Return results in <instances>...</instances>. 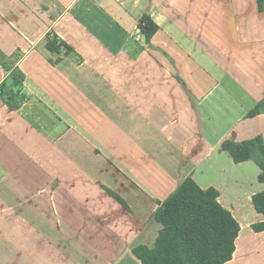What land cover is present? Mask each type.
<instances>
[{"label":"crops","instance_id":"obj_1","mask_svg":"<svg viewBox=\"0 0 264 264\" xmlns=\"http://www.w3.org/2000/svg\"><path fill=\"white\" fill-rule=\"evenodd\" d=\"M143 16L159 27L148 42ZM51 30L68 46L49 50ZM84 30L101 52L143 47L166 76L147 79L148 92L142 79L133 92L111 84L75 44ZM0 36L1 52L19 39L23 54L26 102L0 101V211L14 214L20 190L24 260L141 264L133 251L154 246L159 204L190 177L239 223L225 264H264V230L252 228L264 221L252 200L261 169L221 147L264 142V0H0ZM112 130L118 143L107 142ZM115 143L119 154L104 152Z\"/></svg>","mask_w":264,"mask_h":264},{"label":"trees","instance_id":"obj_2","mask_svg":"<svg viewBox=\"0 0 264 264\" xmlns=\"http://www.w3.org/2000/svg\"><path fill=\"white\" fill-rule=\"evenodd\" d=\"M139 28L146 42L159 29L147 16L142 17ZM59 46L46 47L55 51ZM1 66L6 74L0 84V100L10 110H17L25 101L22 92L25 75L6 60ZM221 147L235 162L255 160L261 169L258 179L264 182V142L260 138L242 143L225 140ZM252 200L255 210L264 216V192L255 194ZM154 217L162 225L154 246L150 249L139 246L133 251L141 264H225L232 258L240 226L219 203L213 187L201 189L192 178H186L159 204ZM252 228L264 230V221Z\"/></svg>","mask_w":264,"mask_h":264},{"label":"rangeland","instance_id":"obj_3","mask_svg":"<svg viewBox=\"0 0 264 264\" xmlns=\"http://www.w3.org/2000/svg\"><path fill=\"white\" fill-rule=\"evenodd\" d=\"M45 36H46L45 37L46 46L47 45L56 46L57 44L60 46H65V47L68 46L66 42L60 39L55 34V32L52 30L49 31ZM78 39L80 42L78 43L76 41L75 44L81 48L80 52H83L84 54L94 55L93 60H94L95 66H97V71L104 78H106V81L109 80L111 84L120 86V88L123 87L122 89H124L125 91H129L130 89H132V91H129V92H133V89L137 91L136 88L139 87L138 80L142 79L141 89L145 92H148L150 88L146 84L147 79H149L151 76L153 77H165L166 76L165 72H162L161 70L157 69L155 65H151L149 61L150 55L147 53V51H145L143 47L139 45L135 47L134 52L131 51L128 53L115 54V53H110V52H101L99 50V46L97 45V43L92 41L93 37L87 32H85V30H84V33L79 34ZM1 40H3V36H0V47L2 48ZM14 42H15L14 50L12 52L5 54L4 52H1L0 50V65H1V62L6 60L7 62H10L11 65L15 64L18 66V62L21 61L22 59L21 57H23L22 56L23 54L20 51L21 41L19 42V39L17 40L15 39ZM76 62H78L77 59H76ZM2 75L3 74L0 73V78L2 77ZM134 79H136V82L134 81ZM22 92H23V89H22ZM25 98H26V95H25ZM37 103L38 104L40 103V105H37ZM44 103L47 104L48 102H44ZM83 103L84 102H80V101L78 102V104H80L79 106H84ZM61 104L62 106L68 107L69 101L67 102L62 101ZM41 106H42L41 102H37V101L30 102L29 104V107L38 113L43 112L41 110ZM52 112L54 114L55 110H52ZM46 115H47L45 116L46 122H53V117H51L48 113H46ZM54 116L58 117V115H55V114ZM62 119L64 118L62 117ZM66 121L65 122L68 125L69 115L68 117H66ZM35 122L37 123V120H35ZM107 124H111V123H107ZM108 136L109 138L107 137V140H108L107 142L118 143L119 135L116 131L112 130L111 133L110 132L108 133ZM107 142L105 143L107 144ZM116 143L114 146L115 149L113 148L112 150H110V148H107L104 145V152L107 153L108 155L109 153L119 154V150L116 148V145H117ZM258 156H259V153H256L255 157H258ZM18 194H20V190H18V192L15 191L13 194L14 208L12 209V211L14 210L13 211L14 214L12 213L6 214L4 211H0V226L3 227V229L0 228V264H33L31 261L23 259L24 256L22 253V245H21V214H20V210H17L18 207H21V196ZM0 200H2L1 197H0ZM118 202L121 204L120 201ZM2 207H4V202L0 203V210ZM11 218L13 219L12 221H11ZM6 221L14 223L13 224L14 225L13 241L9 237H6V229L4 228Z\"/></svg>","mask_w":264,"mask_h":264}]
</instances>
